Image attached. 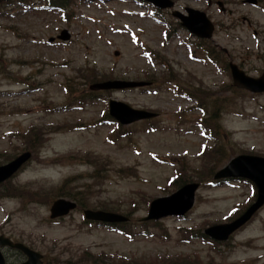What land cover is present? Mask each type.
Segmentation results:
<instances>
[{
  "label": "rangeland",
  "instance_id": "obj_1",
  "mask_svg": "<svg viewBox=\"0 0 264 264\" xmlns=\"http://www.w3.org/2000/svg\"><path fill=\"white\" fill-rule=\"evenodd\" d=\"M173 1L158 11L143 0L0 2V165L32 153L0 185V234L52 264H264V205L227 241L204 234L253 199L251 183L213 175L237 155L264 157V93L234 87L227 65L264 72V0ZM186 7L214 24L209 40L175 25L170 9ZM104 79L145 85L89 93ZM109 100L155 113L117 126ZM180 181L200 184L186 214L142 221ZM60 196L78 207L51 219ZM85 208L128 219L98 226ZM3 251L7 264L22 259Z\"/></svg>",
  "mask_w": 264,
  "mask_h": 264
},
{
  "label": "water",
  "instance_id": "obj_2",
  "mask_svg": "<svg viewBox=\"0 0 264 264\" xmlns=\"http://www.w3.org/2000/svg\"><path fill=\"white\" fill-rule=\"evenodd\" d=\"M151 2L160 6H171L170 0H150ZM189 15L183 16L178 12L173 14L179 16L183 20V24L188 27L192 32L202 37H209L212 31V24L205 17L204 13L198 12L192 9H187ZM66 37V36H61ZM233 82L238 87L246 88L252 92L264 91V74L258 78H252L246 76L242 71L236 69L235 65H230ZM138 82H125V81H106L102 83H95L90 86L93 89H107V88H123L129 86L140 85ZM110 114L116 117L123 123H128L140 118L149 117L152 114L143 110L130 109L128 106L110 101ZM115 106L125 109L129 116L127 120L122 119L123 114L117 113L113 108ZM119 109V108H118ZM130 115H129V114ZM29 152L23 153L16 157L14 160L7 164L0 166V182L10 177L17 168L29 157ZM217 176H240L250 179L257 188V197L254 203H252L238 218L230 223L210 226L205 232L211 237L217 240H225L227 237L238 227L243 225L250 219L253 213L264 203V158L251 155H239L231 159L229 163L217 173ZM197 187L196 183L186 184L181 187L177 192L164 198H158L151 202L146 219L159 218L168 214H183L193 204L194 191ZM75 204L73 202L57 199L50 207V216L56 217L64 215ZM85 216L90 219H98L104 221H119L124 218L120 215L109 213L105 211H91L85 210ZM8 245L10 247L18 248L27 255V260L20 264H40V255L30 251L20 243H13L9 239L0 236V246ZM0 264H4V259L0 253Z\"/></svg>",
  "mask_w": 264,
  "mask_h": 264
},
{
  "label": "flooded vegetation",
  "instance_id": "obj_3",
  "mask_svg": "<svg viewBox=\"0 0 264 264\" xmlns=\"http://www.w3.org/2000/svg\"><path fill=\"white\" fill-rule=\"evenodd\" d=\"M217 1L221 2V9L224 10V9H225V6H224V2H225V1H223V0H217ZM223 6H224V7H223Z\"/></svg>",
  "mask_w": 264,
  "mask_h": 264
},
{
  "label": "snow or ice",
  "instance_id": "obj_4",
  "mask_svg": "<svg viewBox=\"0 0 264 264\" xmlns=\"http://www.w3.org/2000/svg\"><path fill=\"white\" fill-rule=\"evenodd\" d=\"M233 211H235V210H233Z\"/></svg>",
  "mask_w": 264,
  "mask_h": 264
}]
</instances>
